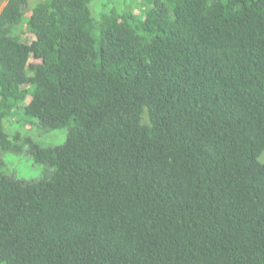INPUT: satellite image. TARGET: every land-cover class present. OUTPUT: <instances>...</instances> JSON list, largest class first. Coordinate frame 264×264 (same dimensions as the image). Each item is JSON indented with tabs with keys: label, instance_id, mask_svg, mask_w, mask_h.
<instances>
[{
	"label": "trees",
	"instance_id": "trees-1",
	"mask_svg": "<svg viewBox=\"0 0 264 264\" xmlns=\"http://www.w3.org/2000/svg\"><path fill=\"white\" fill-rule=\"evenodd\" d=\"M91 2L0 10V264H264V0Z\"/></svg>",
	"mask_w": 264,
	"mask_h": 264
},
{
	"label": "rangeland",
	"instance_id": "rangeland-1",
	"mask_svg": "<svg viewBox=\"0 0 264 264\" xmlns=\"http://www.w3.org/2000/svg\"><path fill=\"white\" fill-rule=\"evenodd\" d=\"M138 1V0H137ZM128 0H92L90 3L91 12L94 16H97L100 11H104L109 6L115 5L118 9H124L129 5H123L127 3ZM6 3V0H0V10L3 5ZM31 3V0H28V4ZM34 2H32V5ZM136 6V5H132ZM147 5H142L145 7ZM23 41L28 42L30 40V36H24ZM24 86V85H22ZM13 120L8 119L6 121V130L9 134H13L14 131H19L22 136H30L37 142L42 144H60L63 142L66 136L65 129H55L51 131H44L41 130L36 123L31 124L30 126H18L16 123H12ZM4 159V171L7 173H12L15 176L22 178V179H34L38 178L44 170L47 169V166L42 163L34 162L30 154L26 152L22 153H3ZM264 159V151L259 156V160Z\"/></svg>",
	"mask_w": 264,
	"mask_h": 264
}]
</instances>
